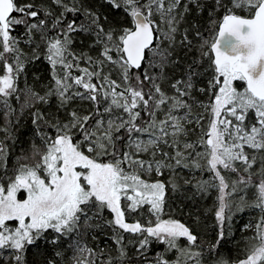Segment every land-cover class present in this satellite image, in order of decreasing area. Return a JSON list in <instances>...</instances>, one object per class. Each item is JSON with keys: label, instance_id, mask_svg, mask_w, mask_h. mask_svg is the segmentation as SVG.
Wrapping results in <instances>:
<instances>
[{"label": "snow or ice", "instance_id": "1", "mask_svg": "<svg viewBox=\"0 0 264 264\" xmlns=\"http://www.w3.org/2000/svg\"><path fill=\"white\" fill-rule=\"evenodd\" d=\"M100 7L108 11L84 0H0V103L9 114L10 98L34 109L33 139L14 163L0 140V264H27L41 243L66 246L72 264H201L198 236L165 218L180 170L207 172L195 187L218 190L220 231L210 255L231 219L227 197L257 175L251 206L264 213V0H214L204 31L181 30L193 7L204 11L203 0H100ZM41 60L50 73L43 95L20 87ZM53 97L54 112L36 107ZM75 100L90 109H71ZM247 206L243 197L235 205ZM98 228L109 230L115 258L102 261L103 249L82 245ZM125 233L138 237L135 262ZM254 233L234 264H264V216ZM153 242L164 250L150 254Z\"/></svg>", "mask_w": 264, "mask_h": 264}, {"label": "trees", "instance_id": "2", "mask_svg": "<svg viewBox=\"0 0 264 264\" xmlns=\"http://www.w3.org/2000/svg\"><path fill=\"white\" fill-rule=\"evenodd\" d=\"M203 3L206 5L204 11L197 12L193 7V10L187 14L185 22L182 23L181 30L191 28L193 25H198L201 31H204L208 27V13L212 9L214 0H203ZM84 5L85 7H91L101 12L108 11L106 8L100 7V0H84ZM108 14L110 18L117 21L121 16L120 13H112L110 11ZM189 34L191 35V33ZM81 47H84V50L87 51L84 45L77 44V49ZM90 54L96 56L97 52L93 51ZM183 67L184 62L176 69L173 78L180 77ZM37 76L39 77L38 80L35 78ZM49 77L50 73L46 61H37L28 66L25 77L20 81V87L23 88L26 82L43 95L49 83ZM205 84L206 78L201 79L199 86H204ZM197 95L201 100L205 99V97L201 96L199 93H197ZM9 103L12 109H14V112L10 114L7 112L6 107L0 103V140H5L9 145L11 164L15 162L16 157L21 154L22 150L29 147V142L33 139L34 126L32 124L31 112L34 109L22 108V99L21 101H17L14 98H10ZM56 104L57 101L53 97L50 99L49 104H37L36 107L40 108L42 111L47 109L54 112L56 110ZM90 107L88 102L80 100H75L70 105L71 109H78L85 113ZM61 115H63V113H61ZM189 139H195V135L189 137ZM165 150L167 151L168 149ZM143 158L148 159L149 157L147 154H143ZM258 164L254 166L257 173L260 171ZM229 178L235 179V176L230 175ZM185 179H192L193 183L190 185L184 184ZM206 179H209V174L207 172L189 169L180 170L177 173V181L181 187L178 192L170 193L168 207L166 209L167 215L165 218L170 216L173 219L183 222L198 236L199 243L202 245L204 253L201 257V264H215L219 258L229 260L234 264L236 260L244 258L247 238L255 234V225L260 221L261 217L264 216V213H262L259 208L251 206L257 195L255 182H258L260 177L258 175L254 176L253 184H249L248 186L241 185L240 190L227 197L229 203L233 205L230 212L231 219L226 222L223 228L225 233L224 238L219 241L218 247L211 255L208 252L209 246L217 242L218 232L220 231V227L215 218V211L218 209L219 204V193L215 187H209L206 192L197 190L195 187L197 181ZM213 183L216 182L213 181ZM240 197H243L249 206L244 207L243 210L237 211L235 205L240 203ZM227 211L228 210H226V213ZM135 218L141 219L142 223L146 222V219H148L147 216ZM129 222H131V218ZM124 235L126 237L127 258L135 262L139 259V254L136 250L137 245L135 244V240H137L138 237H134L127 233ZM129 241L132 243H129ZM81 243L96 252L103 249L104 255L100 257L102 261H106L108 257L115 258L118 255L109 230L104 228H98L94 232L86 233ZM184 243V241H181V244ZM164 247V245L158 242H153L148 251L150 254H155L162 252ZM193 250L200 251L201 249ZM57 251L63 252L64 256L61 257L56 255ZM165 255L171 259L176 258L174 252H167ZM72 256L73 252L66 246L56 248L52 245L41 243L39 248L29 249L26 253V260L27 264H49V261H54L55 264H72ZM97 264H100V262L98 261ZM189 264H192V262L189 261Z\"/></svg>", "mask_w": 264, "mask_h": 264}]
</instances>
